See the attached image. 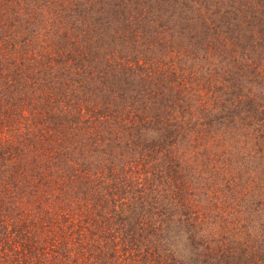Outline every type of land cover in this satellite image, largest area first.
Wrapping results in <instances>:
<instances>
[{
    "label": "trees",
    "instance_id": "1",
    "mask_svg": "<svg viewBox=\"0 0 264 264\" xmlns=\"http://www.w3.org/2000/svg\"><path fill=\"white\" fill-rule=\"evenodd\" d=\"M0 264H264V0H0Z\"/></svg>",
    "mask_w": 264,
    "mask_h": 264
}]
</instances>
